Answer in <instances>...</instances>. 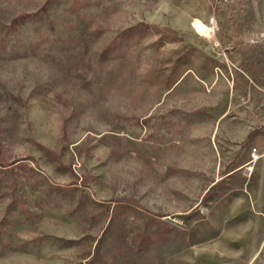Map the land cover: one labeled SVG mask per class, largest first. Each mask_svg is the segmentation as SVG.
<instances>
[{
	"label": "rangeland",
	"instance_id": "1",
	"mask_svg": "<svg viewBox=\"0 0 264 264\" xmlns=\"http://www.w3.org/2000/svg\"><path fill=\"white\" fill-rule=\"evenodd\" d=\"M0 264H264V0H0Z\"/></svg>",
	"mask_w": 264,
	"mask_h": 264
},
{
	"label": "bare ground",
	"instance_id": "2",
	"mask_svg": "<svg viewBox=\"0 0 264 264\" xmlns=\"http://www.w3.org/2000/svg\"><path fill=\"white\" fill-rule=\"evenodd\" d=\"M193 28L197 34L207 39H212L216 35V27L209 26L200 20H194Z\"/></svg>",
	"mask_w": 264,
	"mask_h": 264
}]
</instances>
